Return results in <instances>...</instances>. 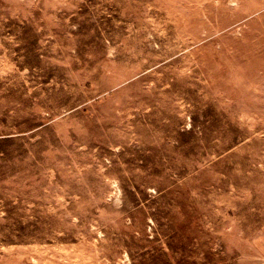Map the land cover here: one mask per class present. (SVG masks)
Segmentation results:
<instances>
[{
    "label": "rangeland",
    "instance_id": "1",
    "mask_svg": "<svg viewBox=\"0 0 264 264\" xmlns=\"http://www.w3.org/2000/svg\"><path fill=\"white\" fill-rule=\"evenodd\" d=\"M0 264H264V0H0Z\"/></svg>",
    "mask_w": 264,
    "mask_h": 264
}]
</instances>
